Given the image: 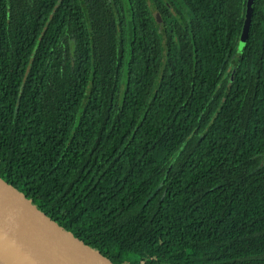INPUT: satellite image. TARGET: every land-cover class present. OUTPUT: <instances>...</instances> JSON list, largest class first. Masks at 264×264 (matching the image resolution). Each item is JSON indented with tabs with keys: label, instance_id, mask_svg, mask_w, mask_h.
Masks as SVG:
<instances>
[{
	"label": "trees",
	"instance_id": "16d2710c",
	"mask_svg": "<svg viewBox=\"0 0 264 264\" xmlns=\"http://www.w3.org/2000/svg\"><path fill=\"white\" fill-rule=\"evenodd\" d=\"M247 11L0 0V176L116 264H264V0L236 53Z\"/></svg>",
	"mask_w": 264,
	"mask_h": 264
},
{
	"label": "water",
	"instance_id": "95a60500",
	"mask_svg": "<svg viewBox=\"0 0 264 264\" xmlns=\"http://www.w3.org/2000/svg\"><path fill=\"white\" fill-rule=\"evenodd\" d=\"M0 264L116 263L0 176Z\"/></svg>",
	"mask_w": 264,
	"mask_h": 264
},
{
	"label": "rangeland",
	"instance_id": "374dc122",
	"mask_svg": "<svg viewBox=\"0 0 264 264\" xmlns=\"http://www.w3.org/2000/svg\"><path fill=\"white\" fill-rule=\"evenodd\" d=\"M251 7H252V5H250L248 7L247 13L244 14V17H245V20H244L245 25H244V28L242 30V33H241V35L239 37V40H238V43H237V46H236V53H240L241 52V50L243 48V45H244V42H245V36H246L245 34L247 32V25H248V21H249V15H250Z\"/></svg>",
	"mask_w": 264,
	"mask_h": 264
},
{
	"label": "flooded vegetation",
	"instance_id": "af4514ba",
	"mask_svg": "<svg viewBox=\"0 0 264 264\" xmlns=\"http://www.w3.org/2000/svg\"><path fill=\"white\" fill-rule=\"evenodd\" d=\"M167 2V1H166ZM158 14L160 15V16H158ZM155 18L157 19V21L159 22V24H164L165 23V20L162 18V16H161V13H160V11L158 10V9H156L155 10Z\"/></svg>",
	"mask_w": 264,
	"mask_h": 264
}]
</instances>
